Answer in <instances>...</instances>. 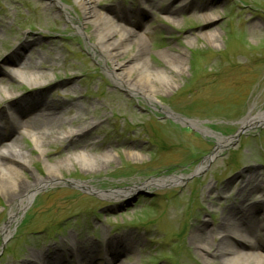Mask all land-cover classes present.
<instances>
[{
  "label": "rangeland",
  "instance_id": "374dc122",
  "mask_svg": "<svg viewBox=\"0 0 264 264\" xmlns=\"http://www.w3.org/2000/svg\"><path fill=\"white\" fill-rule=\"evenodd\" d=\"M57 1L72 21L53 0H0V58L17 62L0 67V81H6L0 83V95L36 96L22 116V129H27V118L49 112H61L64 121L58 140L53 136L50 143L39 144L42 154L35 137L23 141L20 153L28 155L32 169L43 176L46 162L56 165L58 179L34 192L5 240L0 233V264H18L34 246L61 243L74 250L80 244L94 246L101 260L107 249L129 250V256L113 264H214V258L195 252L190 232L201 221L213 227L246 186V172L264 188V125L239 131L243 119L264 113V0H195L175 16V26L160 11L175 0H151L138 35L147 45L149 67L163 76L154 80L153 99L129 94L113 81L109 62L89 49L85 33L93 27L78 31L81 16L73 1ZM186 1L191 2L176 0L173 6ZM131 2L99 4L129 7ZM198 2L209 7L199 11ZM133 8L139 6L133 3ZM203 13L214 17L209 29H203ZM209 31L216 32V41L205 38ZM23 38L37 43L20 57H9ZM163 52L181 54L182 63L166 67L159 56ZM35 62L48 66L36 72L44 73L48 83L31 87L7 74L18 75ZM6 105L0 101V111ZM67 131L76 133L75 139H66ZM227 139L229 144L195 173L217 141ZM82 153L94 164L79 166L74 157ZM176 175L177 183L130 192ZM229 182L225 200L212 202L214 190ZM114 192L123 193L108 196ZM254 195L251 203L264 202V191ZM202 206L207 210L203 216ZM7 215L0 198V226ZM259 216L264 227V213Z\"/></svg>",
  "mask_w": 264,
  "mask_h": 264
},
{
  "label": "bare ground",
  "instance_id": "6f19581e",
  "mask_svg": "<svg viewBox=\"0 0 264 264\" xmlns=\"http://www.w3.org/2000/svg\"><path fill=\"white\" fill-rule=\"evenodd\" d=\"M72 1L81 16L75 27L78 31L86 30L88 25L93 27L92 31L85 33V37L89 41V49L99 60L109 62L111 68L107 70L113 81L129 94L142 95L146 99H153L151 88L153 87L154 80L160 82L163 76L158 71L151 70L145 58L148 53L147 45L142 41L140 36H136V33L144 27V23L148 20V15L150 14L148 8L153 6L152 1L149 0L148 7L146 0H132L129 7H120L121 5L118 4L102 6L99 4L100 0ZM175 1L166 8H160V11L165 16L163 20L172 26L178 25L175 16L179 15L185 7L191 6L196 2L195 0H191V2L186 1L183 5H179L180 8L176 9L173 6ZM53 2L55 3L54 5L59 7L60 12L66 19L73 20L68 12H66V7L62 3L57 0H53ZM133 3L139 6V9L134 10ZM197 4L199 5L196 8L199 11H204L206 7H209L204 3L200 4L198 2ZM200 20L203 23V29H209L212 27L214 17L203 13ZM0 23L4 25L1 21ZM205 38L208 41H216V32L209 31L205 35ZM36 43L37 40L21 39L14 44L9 57H20L25 51L35 46ZM159 56L164 61L166 67L168 66L170 69H174L175 65H180L183 61L181 54L163 52ZM119 57H125V60L122 62L117 61ZM16 63L14 64L12 60L6 62V58H0V67L16 65ZM46 66L45 64V67H42L41 64L35 62V64H28L26 67H23L22 72L18 75H12L11 71L7 72V74L13 78V81H23L31 87H38L49 82L48 77L44 73H36L38 70L48 69V66L47 68ZM5 82V80L0 81L3 84H6ZM13 83L11 80L10 85L13 86ZM0 99V101L6 100L7 102V105L0 111V136L8 137V130L10 128L16 129L20 126L22 127L20 119L27 113L32 103L35 102L36 96L16 98L14 94L4 92V94L0 95ZM62 119L61 112H49L45 116L28 118L25 122L29 126L28 130L31 131L30 133L33 132L35 134L34 143L37 146L36 150L38 152L41 151L39 147L42 143L51 142V137L55 136L54 139L58 140V132L64 124ZM259 125H264V113L243 119L240 122L239 131L245 132ZM65 134L67 136L66 139H71L72 137L75 139L74 135H77L68 131ZM79 138H81L80 134H78L76 140H79ZM230 141L231 139L218 140L213 152L201 162L196 168L195 173L201 171L205 165L212 161ZM39 154H42V151ZM87 156L83 153L78 154L75 155L74 160L83 168L93 165L94 163L91 164L92 162L88 160ZM108 158V156L102 157L105 162H107ZM129 160L133 162L136 159L129 157ZM63 163L64 161L59 162L61 165ZM24 173H28L30 179L24 178ZM43 173L44 175L40 176L32 169L31 160L26 153L19 152L14 156L0 159V198L8 207L7 221L0 226L3 240L10 235L11 223L17 221L18 212L24 209V206L30 201L34 192L58 179L56 165H49L46 162ZM179 180L180 177L176 175L162 180L148 181L142 183L139 187H134L130 192L153 187L158 184L177 183ZM242 182L246 186L239 191L234 201H231L222 210L220 219L216 220L213 227H209L208 222L201 221L190 232L189 242L194 247L195 252L201 258H214V264H264V229L261 227L263 221L260 216H256L257 213L264 212V202L254 201L251 203L256 199L254 194L264 191V188L251 175V172H246L243 175ZM228 184L230 182L214 190L213 196L210 198L212 202L217 201L218 203H222L225 200L223 191L228 187ZM122 193H109L108 196L115 197ZM200 208L202 216L205 215L207 210L203 206ZM238 227L245 229L243 237L236 235ZM38 248L34 246L29 255L25 256L18 264H73L77 261L94 264L99 260L94 253V246L90 247L86 244L78 245L75 250L68 248L66 243ZM124 250L125 252L118 249H111L110 251L107 249L104 261L107 264H113L116 258L129 256V250ZM99 264H102V262Z\"/></svg>",
  "mask_w": 264,
  "mask_h": 264
},
{
  "label": "water",
  "instance_id": "95a60500",
  "mask_svg": "<svg viewBox=\"0 0 264 264\" xmlns=\"http://www.w3.org/2000/svg\"><path fill=\"white\" fill-rule=\"evenodd\" d=\"M240 133H242V132H240ZM240 133H238V135H239Z\"/></svg>",
  "mask_w": 264,
  "mask_h": 264
}]
</instances>
